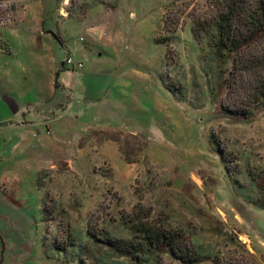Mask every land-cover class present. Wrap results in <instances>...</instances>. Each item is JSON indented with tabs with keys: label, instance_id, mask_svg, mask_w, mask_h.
Returning <instances> with one entry per match:
<instances>
[{
	"label": "rangeland",
	"instance_id": "rangeland-1",
	"mask_svg": "<svg viewBox=\"0 0 264 264\" xmlns=\"http://www.w3.org/2000/svg\"><path fill=\"white\" fill-rule=\"evenodd\" d=\"M214 10L210 0L0 3L11 47L0 50V264H132L91 247L88 230L128 238L137 216L183 229L205 256L193 264H264L250 175L264 180V106L225 111L236 95L193 35Z\"/></svg>",
	"mask_w": 264,
	"mask_h": 264
},
{
	"label": "trees",
	"instance_id": "trees-1",
	"mask_svg": "<svg viewBox=\"0 0 264 264\" xmlns=\"http://www.w3.org/2000/svg\"><path fill=\"white\" fill-rule=\"evenodd\" d=\"M6 1L0 0V3ZM210 3L215 8L214 13L209 18L195 21L193 35L199 44L207 42L217 61L219 78L224 80L228 92L236 95L238 101H231V95L227 96L225 111L248 116L250 109L264 106V0H210ZM10 49L0 34V50L9 52ZM238 91L241 97L237 95ZM250 175L261 189L259 199L264 208V180L257 179L258 175ZM126 225L130 231L128 238L113 237L106 229L88 230L92 239L90 246L101 253L104 251V255L121 257L132 264H150L160 254L183 264L205 259L199 246L183 229L163 226L150 216L127 218ZM73 241L72 238L65 246L63 243L53 246L60 251L76 245ZM220 262L218 260L216 264Z\"/></svg>",
	"mask_w": 264,
	"mask_h": 264
},
{
	"label": "built area",
	"instance_id": "built-area-1",
	"mask_svg": "<svg viewBox=\"0 0 264 264\" xmlns=\"http://www.w3.org/2000/svg\"><path fill=\"white\" fill-rule=\"evenodd\" d=\"M68 62H69V63H72V60H71V58H69Z\"/></svg>",
	"mask_w": 264,
	"mask_h": 264
},
{
	"label": "crops",
	"instance_id": "crops-1",
	"mask_svg": "<svg viewBox=\"0 0 264 264\" xmlns=\"http://www.w3.org/2000/svg\"><path fill=\"white\" fill-rule=\"evenodd\" d=\"M17 111H19V110H17Z\"/></svg>",
	"mask_w": 264,
	"mask_h": 264
}]
</instances>
